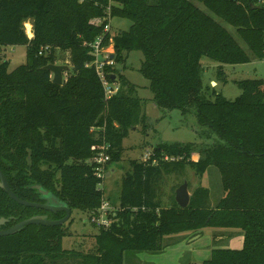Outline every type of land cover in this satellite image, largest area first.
I'll use <instances>...</instances> for the list:
<instances>
[{
  "label": "trees",
  "instance_id": "1",
  "mask_svg": "<svg viewBox=\"0 0 264 264\" xmlns=\"http://www.w3.org/2000/svg\"><path fill=\"white\" fill-rule=\"evenodd\" d=\"M114 18L131 21L112 33L113 65L105 67L119 89L105 99L88 45L102 33L108 0H0V46L25 45L26 62L9 70L0 60V168L21 199L44 202L32 188L40 184L73 209L94 211L103 200L93 155L109 144L110 161L119 160L121 143L138 124L146 129L136 86L119 70L128 52L143 54L140 73L149 80L155 104L194 113L203 136L217 140L159 142L147 162L132 159L122 179L119 208L109 227L98 228L95 248L63 247L71 235L66 223L30 224L0 236V264H124L128 252H158L165 236L206 227L242 231L240 248L215 247L201 264H264V79H240V93L226 98L204 85L201 58L224 65L262 59L264 0H114ZM32 20L28 37L24 23ZM223 23L235 29L245 48ZM109 43L106 34L103 44ZM50 46V52L39 49ZM69 54L61 85L44 68L55 63V49ZM205 128L207 131H205ZM168 156V160L164 159ZM171 158H174L171 160ZM156 163L152 164V160ZM186 165L202 177L215 167L223 193L209 203V188L197 186L186 207H162L157 184L163 171ZM52 213L19 204L0 188V216L8 228L35 214Z\"/></svg>",
  "mask_w": 264,
  "mask_h": 264
},
{
  "label": "rangeland",
  "instance_id": "2",
  "mask_svg": "<svg viewBox=\"0 0 264 264\" xmlns=\"http://www.w3.org/2000/svg\"><path fill=\"white\" fill-rule=\"evenodd\" d=\"M195 3L196 0H193ZM203 10H206L203 4L197 3ZM131 21L126 18H114L111 22V31L118 32L127 30ZM238 43L245 48V44L236 35L235 29L223 23ZM24 29L28 37L33 34L32 20L24 23ZM56 64H64L70 67L69 54L60 48L55 49ZM0 60L9 61V70L24 64L26 62L25 45H1ZM143 61V54L139 50H131L126 56L124 63L119 65L118 70L136 86V95L141 98L142 111L145 114L146 129L142 124L136 125L129 130L128 135L121 143V156L119 160L109 161L107 164L106 177L101 181L103 189V201H108L111 206L118 207L121 183L124 175L131 170L130 161L137 159L143 160L144 153L152 149L159 142H202L208 143L218 139L216 134L210 138L203 136L200 132L204 129L197 122L194 113L183 114L179 109H165L157 106L153 100V93L150 90L149 80L139 71ZM213 62L208 57L201 58L203 71L201 74L204 85H210L211 77L217 78V68H213ZM227 81L222 84L219 82L217 91L221 92L226 98L234 99L240 89L234 83V80L240 79H264V59H255L252 62L240 64H227L223 68ZM69 69L63 71V80L67 76ZM52 76V73H51ZM218 81H220L218 79ZM118 83V80H116ZM211 86V85H210ZM205 131L207 129L205 128ZM95 155V154H94ZM93 155V156H94ZM108 174V175H107ZM186 180L188 191L191 195L197 186L209 188V203L213 204L223 193L220 174L215 167H211L206 174L199 177L195 170L186 165L179 171H163L157 184V201L162 207L173 203L175 200L176 188ZM90 211L73 209L70 218L65 222L71 231L70 236L63 238V247L81 252L91 251L95 248L94 235L98 227L93 225L89 217ZM201 236L198 244H190V240L195 237L190 236L193 232H185L165 236L162 241V249L158 252H128L124 264H201L202 260L210 256V247H221L228 245V240L235 237V245L231 248H240L242 245V231L237 228H213L206 227L201 230ZM228 236L224 242L216 239L218 236ZM184 239V240H182ZM175 240V241H174Z\"/></svg>",
  "mask_w": 264,
  "mask_h": 264
},
{
  "label": "built area",
  "instance_id": "3",
  "mask_svg": "<svg viewBox=\"0 0 264 264\" xmlns=\"http://www.w3.org/2000/svg\"><path fill=\"white\" fill-rule=\"evenodd\" d=\"M114 0H108V4L105 7L104 15L101 19V23L103 24L102 33L96 37V39L89 43L88 45L91 47L92 52L94 54L93 62L87 64L86 66L93 65L95 72L100 80V83L103 88L104 97L105 99L111 98L119 89V83L109 81L107 78V73L105 71L106 66H111L114 64L113 57L111 55L113 53V44H112V31H111V22L114 19L111 13V7L114 4ZM106 34H109V43L107 45L103 44L104 37ZM33 35V34H32ZM32 35L30 37H32ZM262 59H264V41L262 44ZM50 46L44 45L39 49V54H47L50 52ZM101 55L103 60H98V56ZM110 148L109 144H104L103 149L96 153L93 156V164H94V171L96 176L100 179L106 177L107 171V164L110 161V154L107 152ZM153 154L152 149H148L144 153L143 162H147L151 155ZM164 159L168 160V156H164ZM174 158H171L173 160ZM156 163V159L152 160V164ZM117 210H120L119 205L118 207H113L110 205L108 201L101 202L98 209L91 211L90 216L88 217L90 222L95 225L96 227H109L113 220V215Z\"/></svg>",
  "mask_w": 264,
  "mask_h": 264
},
{
  "label": "water",
  "instance_id": "4",
  "mask_svg": "<svg viewBox=\"0 0 264 264\" xmlns=\"http://www.w3.org/2000/svg\"><path fill=\"white\" fill-rule=\"evenodd\" d=\"M231 1H234V0H231ZM112 57L113 55H111V58ZM98 60L102 61L103 57L99 55ZM44 68L52 73L53 83L58 84V85H61L63 83V71L68 68L67 65L48 63L44 66ZM0 188L3 189L9 195L10 198H12L16 202L24 206L36 207V208L50 211L52 213L64 212V215L62 217L56 218V219L49 217L48 214L46 213L32 215L26 219L18 221L17 223H15L14 225L8 228H5V229L0 228V236L14 234L20 231L25 226L30 225V224H37V225H44V226L60 225V224L65 223L70 218L71 209L68 206V204L64 201L57 199L52 194L51 191L44 188L40 184H33L32 188L36 189L40 193L41 198L45 200L44 202L29 201V200L19 198L11 190L7 182V179L5 175L3 174L1 168H0ZM189 199H190V193L188 191V183L186 180H184L175 190V201L179 207L184 208L188 205ZM7 221H8L7 218L0 216V227L4 225Z\"/></svg>",
  "mask_w": 264,
  "mask_h": 264
},
{
  "label": "crops",
  "instance_id": "5",
  "mask_svg": "<svg viewBox=\"0 0 264 264\" xmlns=\"http://www.w3.org/2000/svg\"><path fill=\"white\" fill-rule=\"evenodd\" d=\"M255 60V59H254ZM253 60H251L250 62H252ZM214 62V61H213ZM212 67L213 68H217L218 67V64L215 62V64L214 65H212ZM223 68H225V65H224V67ZM217 78L220 80V81H218V79H216L215 77H211V78H209L210 79V85L212 86V87H217L218 88V86H219V82H222V84L223 83H225L226 81H227V78L225 77V82L223 81V79H224V77H222L221 75H219L218 73H217ZM239 95V94H238ZM237 95V96H238ZM219 229H224V228H219ZM201 232L202 231H199V232H195V233H192V235H189L188 237H186V238H189L190 236H194L195 235V237H193L189 242H190V244L192 245V243L193 244H198V239H199V237L202 235L201 234ZM179 235H181V233L179 234ZM228 238V236L226 235V236H218L216 239H219L221 242H224V240H226ZM182 240H184V239H182ZM175 241V240H174ZM235 241H236V238L235 237H232V235H231V237L229 238V240H228V245H225V246H221V247H227V248H231L230 247V245H235ZM237 242V241H236ZM242 246V245H241ZM213 248H215V247H210V248H208L210 251L213 249ZM203 261V260H202Z\"/></svg>",
  "mask_w": 264,
  "mask_h": 264
}]
</instances>
